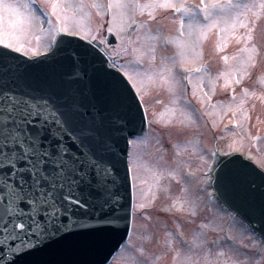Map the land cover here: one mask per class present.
Masks as SVG:
<instances>
[{
	"label": "snow or ice",
	"instance_id": "1",
	"mask_svg": "<svg viewBox=\"0 0 264 264\" xmlns=\"http://www.w3.org/2000/svg\"><path fill=\"white\" fill-rule=\"evenodd\" d=\"M146 8L173 10V16L178 17L179 37L186 35L191 38L194 34L203 35L213 29H218L219 34L237 36L235 30L245 28L247 32L237 36V42L244 47L231 57L235 64L219 74L226 79L233 77L229 83H239L241 76L249 75L248 66L257 63L252 55L245 56L243 53H258L255 46L251 50L247 47V41L252 39L256 21L264 15V0H259L258 4L242 0H200L199 4H189L184 0L180 3L173 0H146L145 3L140 0H107V3L101 0H77L75 3L51 0L49 12H45L39 3L33 7L32 0H0V264H73L40 261L36 253L47 243L62 240L66 229L78 228L82 219L90 213L95 214L99 223H111L113 219L121 218L120 198L115 192L117 165L120 163L113 150L116 141L113 135L102 131L103 122L96 120L94 105L90 110L74 91L64 89L54 76L41 79L35 86L27 83L20 66L12 67V62L19 59L15 53H34L40 46L49 49L53 43L59 45L68 36H74L80 37L77 43L78 59L81 61L86 62L91 56L99 58L102 65L106 64L101 49L111 57H119L121 53L134 55V60L125 62L131 71L121 67L119 72H109L102 67L99 75L107 108L111 113L123 114L124 122L114 124L113 128L122 134L126 143L135 142L137 132L128 126L135 119L134 106H139L136 96L143 95L145 79L152 83L159 80L166 86L172 94V102L179 106L180 115L195 122L196 109L188 102L180 105L181 97L177 92L182 81L173 71L178 62L181 67L188 62L184 40L177 41L181 47L179 60L175 56L162 57L157 72L156 69H142V57L150 54L149 59L155 61L158 43L162 41L167 46L170 42L168 37L151 35L148 39L152 43L147 45L146 51L134 47L132 53L127 47L132 43L130 38L126 39L119 52L105 38V33H115L114 38H119L120 34L132 30L140 39V29H149V23L135 17L137 13L143 14ZM91 9L102 17L101 23L94 29L90 24L87 27L77 25L75 29L69 25L71 20L90 18ZM105 16L107 20L103 19ZM154 19L153 13L149 12V20ZM45 24L48 27L45 28ZM34 30L40 33L34 36L37 41L35 47L31 44ZM42 37L46 38L43 44L40 43ZM104 45H108L111 51L103 48ZM222 59L227 62L229 56L224 55ZM116 67L114 64L113 68ZM184 73H181L183 81L186 85L192 84L194 90L202 89L206 79L211 83L218 79V76L211 75L206 65L185 67ZM193 75L195 83L191 78ZM202 94L211 100L208 93ZM233 123L239 124V121ZM125 130L127 134L123 135ZM129 136L133 137L132 141L128 140ZM247 168L240 162L232 172L218 176V190L222 197L230 187L241 191L254 189V185L246 184L250 174ZM167 174L176 175L173 172ZM258 175L264 185V172ZM254 213L264 223V191H261ZM192 215H195L194 211ZM255 227V224L244 225L247 232H252ZM182 235L173 234L172 238L179 240ZM260 235L264 237V232ZM201 236L202 233H198L193 237L197 247L203 246ZM165 242L171 243L168 234ZM180 242L185 247L174 249V264H200L193 259L196 255L192 251L193 245ZM261 254H264V242L258 245L257 253L246 257L247 264H264V255ZM218 255L225 253L221 251ZM255 255H261V260L254 259ZM156 259L150 264H156ZM246 262L236 259L231 264ZM203 264H208V261ZM211 264H216V261Z\"/></svg>",
	"mask_w": 264,
	"mask_h": 264
},
{
	"label": "rangeland",
	"instance_id": "2",
	"mask_svg": "<svg viewBox=\"0 0 264 264\" xmlns=\"http://www.w3.org/2000/svg\"><path fill=\"white\" fill-rule=\"evenodd\" d=\"M33 1L34 0H32V2ZM37 1L44 4L46 8L51 9V0ZM14 2H22V0H14ZM61 2L63 3L64 0H61ZM68 2L75 3L77 0H68ZM88 2H91V0H88ZM101 2L107 3V0H101ZM140 2L145 3L146 0H140ZM173 2L180 3L181 0H173ZM184 2L189 3V0H184ZM205 2H209V0H205ZM242 2H253L258 4L259 0L255 2L254 0H242ZM199 3L200 0H194L193 3L189 4ZM33 7L35 6L33 5ZM86 11L89 10L86 9ZM90 11V18H77L69 21V25L75 29L77 25L87 27L90 24L94 29L96 25L101 23L102 17L96 14L95 9H91ZM157 11L164 14L165 8H156L154 10L146 8L143 14L137 13L135 18L142 20L144 17L143 15H149V12L156 14ZM165 14L166 15H163L160 19H155L160 24L155 25L156 28H160L158 30H161L163 34L156 30L154 25H152L149 26V29L143 28L142 33H140L141 38L135 39L139 42L138 44L131 43L127 45L129 53H132V49L134 47H141L142 51H146L147 45L152 43V41L148 39L149 36L157 34L164 36V32H167L169 33V36H172H165L168 37L170 41L167 46H164L162 41L158 43L155 53V61H151L149 59L150 54H146L142 57L144 60V64L141 65L142 69L149 71L156 69L158 72L162 57L175 56L177 60H179L181 47L177 41L180 39L186 42L184 51L185 55L188 57V62L185 63L187 67H200L202 63H204L206 58L205 55L208 54L209 51L211 53V47L215 43H223L226 39L230 42L233 37L228 33H224V39L217 40L216 42L214 38H212V32L216 29L210 30L203 35L199 33L194 34L191 38L186 35L184 37H179L178 33L170 35L171 32H174V30L177 31L178 17L172 18L171 16H173V12H167V10ZM92 17L93 19L96 17L97 20L93 22ZM104 18H106V16L103 17V19ZM260 18L264 19V15H261ZM241 19H243V17ZM53 20H55V17ZM148 22L151 24L154 23V20H149ZM260 22H262V20ZM257 23L258 20L255 25H257ZM44 27L46 28L48 25L45 24ZM169 30L173 31L170 32ZM235 31L237 32V36H239L240 32H247L245 28H237ZM39 34L38 30H34V33L32 34L31 44L34 47L37 46V41L34 36ZM122 34H120L119 38H117L118 42L116 45L114 47L112 46L113 48H116L118 52L126 44L127 38L125 37H127V34H123L125 37ZM251 36L252 39L247 41V46L250 44V50L254 46L256 47V42H259L261 38H263L262 40L264 41V21L256 28L255 34L251 33ZM105 38H108V33H105ZM44 42H46V38L42 37L40 43L43 44ZM241 45L244 47V44ZM171 46L173 49H171ZM105 47L108 48V45H105ZM217 48L218 47L216 46V49ZM257 49L258 53H243L245 56L252 55L257 59L255 66H248V72L251 73L258 71L259 69L264 70V58L260 57L262 53L264 54V47ZM47 50L48 49H45L43 46H40L34 54ZM108 50L110 52L111 48H108ZM28 54L31 53L29 52ZM134 58V55H124L123 53H121L119 57H114L116 61H119V63L121 62V66L125 71H131L130 68L125 66V62L134 60ZM232 61L233 60L229 58L228 66L232 65ZM169 64H171L170 60ZM226 67L227 65L225 67L223 65H218L219 70L223 69L225 72ZM207 69L210 68L207 67ZM215 69L216 66H211V70H209L213 77H215ZM173 71L176 73L177 78L182 81V83L178 86L179 90L177 92V95H180L181 97L180 105H183L185 102L190 103L192 107L196 109L197 118L195 122H192L186 117L181 116L179 113V106L172 102V94L168 91L167 87L162 85L159 80L152 83L145 79L144 91L141 96L146 101L152 124L150 128L151 131H148L142 139L136 140L133 143L135 152L132 157V171L137 207L140 209L141 205H144V207L150 205V207H153L154 209L150 210L151 213L150 211L148 212L149 216L144 219V222L140 226L143 234L140 245L136 247L135 252L132 251V245L128 244L123 248L121 253L118 254L113 264H150V262L157 257H159V259H156V264H174V249H184L185 247V244L183 246L179 244L177 245L176 242L171 240L173 239V234L179 233H182L183 235L176 241H184L193 245L192 251L196 254L193 259H197L200 264H203L205 260L208 261V264H211L213 260L216 261V264H231V261L236 259L246 262V257L253 256L257 253L258 245L262 241L259 240L255 242L250 236V232L245 231L243 225H241V227L237 226L230 216L227 214H218V210L216 212L209 206L207 207L211 209V215L208 214L209 216H203L202 211L197 214L199 208L205 206V204H209V202L202 198L201 193L193 191L192 188L198 187V185L205 182L203 177L205 174L207 175V181L210 180L211 182V173L217 150H220V154L223 155H227L235 151L241 152L248 157H252L256 162L264 167V135L259 136L261 138L260 140L256 141L255 139L261 133L263 128L258 129V131L252 129L257 128V122H260V126L264 125V78L261 77L258 80L250 81L248 78L251 74L241 76L239 83H233L234 85L232 84L228 88L224 86V83H221L220 86L222 87V90L217 88L218 84L216 79L214 83H211L206 79L204 84L205 86H203V88H205V92L211 96V100L205 96V101H203L201 94L205 93L204 89L197 88L194 90L192 84L186 85V82L183 81V76L175 69V67ZM191 78L193 83H195V75ZM230 79L232 80V78ZM185 85L186 91L184 90ZM212 89H214V91ZM233 89L235 90V97L238 98L237 100H232V97H228L230 94H233ZM245 90H247L246 93ZM222 92L225 96L222 95ZM195 96L198 100H196ZM192 99L197 103L200 101L205 104L201 105L199 109H197L195 107L196 104L192 102ZM249 104H251V107ZM231 112L233 114L235 112V115L232 118L235 121H239V124H236L237 129L234 128L236 130L230 128L227 122L229 116H233ZM255 117L259 119L257 122L255 121ZM177 120L180 121L182 126H174ZM154 124H157L158 127L154 128ZM165 128L166 131L164 130ZM194 129H199L197 131L199 136L195 141L191 140L193 138L190 139L191 130ZM209 132L212 133V137L209 135L205 137V134ZM214 133H217L219 142L217 145L213 146ZM180 134L185 136L179 138ZM176 138L181 139L182 143H178V139ZM174 140L175 144L173 146L175 148L177 145H180L175 150L178 152L181 147L182 150H180V152L187 151L190 153V155L185 153L187 156H192L194 149L199 150V153L205 151V154L202 156L200 154L199 156L197 155L200 160L196 164L200 165V167H195L196 169L200 168L203 170L204 174L202 179H199L197 182L190 183L189 186L191 195L196 198V202H194V204H191V201L185 194L183 197L179 196L178 185L181 184V180L177 178L176 169L178 168L176 167L177 165H174L179 158V154L174 158L172 162L173 164H169L167 158L165 157V154L167 153L165 148L172 147V142ZM189 158L191 159L192 157ZM186 162L187 161H179L178 164H186ZM193 164L194 162L191 161L190 165L193 166ZM168 172H173L176 175L170 176L167 174ZM172 180L175 185L172 183ZM156 183L157 185H162L163 187H158ZM192 184H196L197 186H191ZM195 205L197 206L195 207ZM140 210H138V212H140ZM193 211L195 212V215H192ZM143 216H146L143 212L137 213L138 221L140 220V217L142 218ZM231 222L235 225L232 224L231 227H228L227 224ZM201 225H206V227L202 228ZM198 233H202L201 240L204 241L202 247H197L193 243V237ZM166 234H168V239L171 241L170 244L165 242ZM136 237H139V233L137 232H135L133 236L134 241L136 240ZM228 237H231V239H228ZM156 243H159V245L157 246ZM208 243L210 244L209 247ZM218 249L220 250L217 251ZM221 251H223L225 255H218ZM208 253H210V255H206ZM261 255H255L254 259L258 261L261 260Z\"/></svg>",
	"mask_w": 264,
	"mask_h": 264
},
{
	"label": "water",
	"instance_id": "3",
	"mask_svg": "<svg viewBox=\"0 0 264 264\" xmlns=\"http://www.w3.org/2000/svg\"><path fill=\"white\" fill-rule=\"evenodd\" d=\"M59 45L47 56L28 59L15 53L18 60L12 62V67L20 66L27 78V83L37 85L45 77L54 76L66 90L74 91L78 98L92 110L97 121H102V131L113 135L116 143L113 150L120 158L117 165V185L115 192L120 198L119 219H113L111 223H99L95 214H88L82 219V223L76 229H66L62 240L49 242L42 246L36 253L40 261L73 262V264H103L105 263L125 240L129 233L131 221V184L128 170V148L122 134L116 132L113 125L124 122L123 114L111 113L107 108L99 75L101 68H107L101 64L99 58L91 56L87 61L78 59L79 44L77 41H70L67 44ZM70 48V49H68ZM137 99V98H136ZM138 101V99H137ZM135 119L128 127L135 131L140 130L144 123L140 105L134 106ZM127 134V130L123 135ZM131 136L128 137V140ZM236 166L229 167L232 172ZM230 198L241 199L254 193L241 191L238 188H229ZM254 211V208H253Z\"/></svg>",
	"mask_w": 264,
	"mask_h": 264
}]
</instances>
